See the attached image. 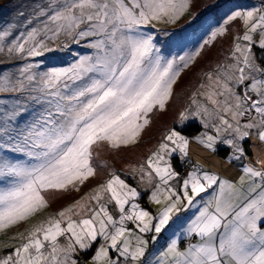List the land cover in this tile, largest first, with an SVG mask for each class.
Listing matches in <instances>:
<instances>
[{
    "label": "snow or ice",
    "instance_id": "1",
    "mask_svg": "<svg viewBox=\"0 0 264 264\" xmlns=\"http://www.w3.org/2000/svg\"><path fill=\"white\" fill-rule=\"evenodd\" d=\"M190 6L38 0L27 16L19 14L23 31L0 28L3 230L45 209L49 192L80 193L97 177L93 145L135 144L150 114L167 110L181 73L204 47L227 38L232 23H242L138 166L106 174L16 243L0 244V264H264V0L228 14L196 51L165 59L154 30ZM71 44L91 51L66 66L43 67L48 54ZM221 151L223 158L206 163ZM229 169L233 177L222 175ZM145 193L155 213L140 203ZM177 221L180 230L159 245Z\"/></svg>",
    "mask_w": 264,
    "mask_h": 264
},
{
    "label": "rangeland",
    "instance_id": "2",
    "mask_svg": "<svg viewBox=\"0 0 264 264\" xmlns=\"http://www.w3.org/2000/svg\"><path fill=\"white\" fill-rule=\"evenodd\" d=\"M259 5L260 0H191L189 10L175 23L158 24L156 26L154 32L157 36V47L160 49V55L165 59H172L173 57L178 58L196 51L204 40L208 38L210 32L223 24L228 14L236 10L259 7ZM193 14L196 15L194 22L192 21ZM160 29H166L167 34L161 32ZM237 31H242V23L239 20L230 25V35L227 38L219 37L214 45L204 47L201 56L194 63L189 64V67L181 73L177 83L173 86L174 95L168 104L167 110L163 112L157 111L154 115L150 114L151 123L141 132V136L135 144L121 145L118 149L112 148L107 142L103 141L93 145L92 163L97 170V177L90 178L89 181L81 186L80 193L74 191L67 193L52 191L47 193L48 206L26 221L18 222L7 229L0 230V244L16 243L17 241L13 238L17 237L19 233L25 232L49 214L58 211L83 193L88 192L106 174L112 171H117L118 174H127L130 172V166H138L158 143L161 133L172 125L176 113L183 107L181 100L185 98V95L188 97L192 91L197 89L199 83L204 80V73L211 70L215 63L223 57L229 47L231 34ZM172 33L184 39L177 43L169 39ZM165 120L166 126L164 127ZM195 158L194 156L193 159ZM220 159L221 157L216 155L208 158L206 163L211 165L213 161H219ZM228 173L231 174L230 177L235 175L233 169L222 172V175L227 177ZM128 182L133 185L136 184V181L132 179H129ZM146 201L147 193H145V197L140 203L155 213L158 206L148 204ZM194 211L192 209L188 214L191 215ZM180 215L181 219H183L184 214L181 213ZM180 228L181 222L177 221L163 234L159 245H163L165 238L171 236L173 232L179 231ZM159 245L157 246L159 247Z\"/></svg>",
    "mask_w": 264,
    "mask_h": 264
},
{
    "label": "trees",
    "instance_id": "3",
    "mask_svg": "<svg viewBox=\"0 0 264 264\" xmlns=\"http://www.w3.org/2000/svg\"><path fill=\"white\" fill-rule=\"evenodd\" d=\"M37 2L38 0H0V28L13 24L21 26L20 30L23 31L22 25L24 18L19 14L24 13L25 16H27L29 13H31ZM39 2H44V0H39ZM90 51L91 50L84 47L83 44H71L69 50H62L54 54H48L45 57V63L43 67L47 68L66 66L68 63L74 60L76 53L89 54ZM195 130V126L188 129V131ZM217 155L223 158L224 152L221 151ZM174 164L177 165V169L180 171L183 163L174 161Z\"/></svg>",
    "mask_w": 264,
    "mask_h": 264
},
{
    "label": "crops",
    "instance_id": "4",
    "mask_svg": "<svg viewBox=\"0 0 264 264\" xmlns=\"http://www.w3.org/2000/svg\"><path fill=\"white\" fill-rule=\"evenodd\" d=\"M187 99H188V97L185 95V98L183 99V100H181L182 101V103H183V106L187 103ZM166 124V120L164 121V127L166 126L165 125ZM172 126V125H171ZM164 127H162V128H164ZM219 156V155H218ZM220 157V156H219ZM222 158V157H221ZM235 172V169H233V173ZM231 176V174L230 173H228L227 174V177H230Z\"/></svg>",
    "mask_w": 264,
    "mask_h": 264
},
{
    "label": "built area",
    "instance_id": "5",
    "mask_svg": "<svg viewBox=\"0 0 264 264\" xmlns=\"http://www.w3.org/2000/svg\"><path fill=\"white\" fill-rule=\"evenodd\" d=\"M184 171H185V168H184V166H183V164H182V166H181V168H180V172L183 173Z\"/></svg>",
    "mask_w": 264,
    "mask_h": 264
}]
</instances>
